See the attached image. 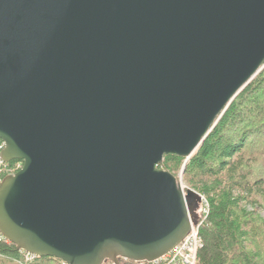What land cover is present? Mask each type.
<instances>
[{
  "label": "water",
  "instance_id": "obj_1",
  "mask_svg": "<svg viewBox=\"0 0 264 264\" xmlns=\"http://www.w3.org/2000/svg\"><path fill=\"white\" fill-rule=\"evenodd\" d=\"M263 68L264 0H0L2 158L23 161L0 232L67 264L167 255L202 196L158 165Z\"/></svg>",
  "mask_w": 264,
  "mask_h": 264
},
{
  "label": "trees",
  "instance_id": "obj_2",
  "mask_svg": "<svg viewBox=\"0 0 264 264\" xmlns=\"http://www.w3.org/2000/svg\"><path fill=\"white\" fill-rule=\"evenodd\" d=\"M186 159L167 154L158 168L177 176L185 165V180L209 204L195 264H264V68ZM7 175L0 165V182ZM58 263L54 257L26 261L22 250L0 236V264Z\"/></svg>",
  "mask_w": 264,
  "mask_h": 264
},
{
  "label": "built area",
  "instance_id": "obj_3",
  "mask_svg": "<svg viewBox=\"0 0 264 264\" xmlns=\"http://www.w3.org/2000/svg\"><path fill=\"white\" fill-rule=\"evenodd\" d=\"M5 147H6V142L0 139V165L3 166V168L8 171L9 175L15 174L18 170L21 169L23 164L21 161H18L14 166H10V162L4 161L2 158V151L4 150ZM202 202L199 209V212L201 211V213H199L200 218L198 224L192 226V230L188 234V236L178 246H176L170 253L153 262L132 261L125 258H120L118 263H112V264H122L123 262H120L121 259L129 262L130 264H195L198 250L202 246V239L199 234L200 223H201L200 220L202 218H205L209 212V204L207 203L204 196H202ZM0 236L1 238L7 239L1 232H0ZM22 251L26 261H32L36 257H38L30 252L24 250ZM62 262H63L62 264H67L64 261Z\"/></svg>",
  "mask_w": 264,
  "mask_h": 264
},
{
  "label": "rangeland",
  "instance_id": "obj_4",
  "mask_svg": "<svg viewBox=\"0 0 264 264\" xmlns=\"http://www.w3.org/2000/svg\"><path fill=\"white\" fill-rule=\"evenodd\" d=\"M187 161H188V159H186ZM185 160V161H186ZM183 169V168H182ZM177 178H178V180L182 183V185H183V187H184V189L185 190H187V189H193V190H195L194 188H192L190 185H189V183L185 180V178H184V173H182V170H180V172L177 174V176H176ZM196 191V190H195ZM200 194V193H199ZM201 195V194H200ZM202 196V195H201ZM203 203V202H202ZM201 205V204H200ZM259 211H260V214L262 215V217H264V208L263 209H261V208H259ZM198 213H201V211L200 212H198ZM201 223H200V226H201V224L203 223V221H204V218H202L201 220ZM122 260V259H121ZM122 262L124 263V264H130L129 262H127V261H125V260H122ZM63 262H62V260H61V263H58V264H62ZM113 262H111V264H112Z\"/></svg>",
  "mask_w": 264,
  "mask_h": 264
},
{
  "label": "bare ground",
  "instance_id": "obj_5",
  "mask_svg": "<svg viewBox=\"0 0 264 264\" xmlns=\"http://www.w3.org/2000/svg\"><path fill=\"white\" fill-rule=\"evenodd\" d=\"M183 186V185H182Z\"/></svg>",
  "mask_w": 264,
  "mask_h": 264
}]
</instances>
